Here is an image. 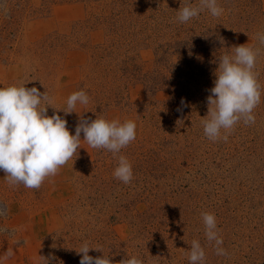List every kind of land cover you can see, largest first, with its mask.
Instances as JSON below:
<instances>
[{
	"label": "rangeland",
	"instance_id": "374dc122",
	"mask_svg": "<svg viewBox=\"0 0 264 264\" xmlns=\"http://www.w3.org/2000/svg\"><path fill=\"white\" fill-rule=\"evenodd\" d=\"M186 3L199 0H0V64L27 59L33 73L25 87L50 95L42 85L52 84L68 52L77 53L69 72L90 98L84 117L137 125L136 139L116 157L89 147L81 133L77 155L38 190L10 186L0 171V264H45L41 256L80 264L76 250L85 241L103 249L90 256L111 255L113 264L132 256L190 264L193 240L204 264H264V45L257 38L264 0H218L220 17L205 10L182 24L176 18ZM54 18L72 21L70 31L23 39ZM245 44L260 50L256 122L241 121L227 142H213L201 121L219 58ZM77 112L73 119L84 111ZM119 155L132 164L130 184L113 176ZM202 212L215 215L226 255L207 240ZM9 248L14 255L4 259Z\"/></svg>",
	"mask_w": 264,
	"mask_h": 264
},
{
	"label": "clouds",
	"instance_id": "9594fccd",
	"mask_svg": "<svg viewBox=\"0 0 264 264\" xmlns=\"http://www.w3.org/2000/svg\"><path fill=\"white\" fill-rule=\"evenodd\" d=\"M207 10L212 17L218 18L224 13L218 0H199L198 5L186 3L178 10L177 20L187 23ZM261 45H264V33L257 34ZM233 54H224L219 58L216 79L211 94L207 97L208 113L202 119L204 135L211 141L223 140L239 122L246 126L255 124V108L261 102V86L254 72L259 49L245 45L232 47ZM90 98L86 91L71 93L63 108H53L51 98L46 91L37 87H25V84H13L0 87V171L10 186L23 185L28 189L38 190L42 184L55 177L60 169L77 155L83 141L93 149H103L116 157L136 139V123L117 119L111 121L98 117L89 120L83 115L71 134L67 120L56 111L49 116L48 107L62 111L66 117L76 111L77 105H88ZM183 103V101H182ZM223 130V135H222ZM114 178L130 184L133 180V169L130 161L118 156V166L113 172ZM205 236L209 242H215L216 255H226L221 247L223 238L219 235L216 217L213 213L202 212ZM76 250V249H75ZM90 250L103 253L100 246H90L85 241L78 250L80 264H113L111 255L93 257ZM14 255L12 248L4 253V259ZM48 264V260L41 256ZM190 264H204L206 254L200 242H191L188 255ZM119 264H144L137 256L124 258Z\"/></svg>",
	"mask_w": 264,
	"mask_h": 264
},
{
	"label": "crops",
	"instance_id": "0c3cea01",
	"mask_svg": "<svg viewBox=\"0 0 264 264\" xmlns=\"http://www.w3.org/2000/svg\"><path fill=\"white\" fill-rule=\"evenodd\" d=\"M73 15H77L74 14ZM70 16V15H68ZM75 18L74 16L72 19ZM71 19V18H69ZM67 27L65 25V22L61 21L58 18L54 19H47L41 23H37L34 25V30L31 29L30 31L28 30L24 34L23 39H28V41H31L33 43L35 42H40L43 38H46L48 34L54 33V32H60V33H68L70 24V20L66 22ZM33 25V24H32ZM37 25V26H36ZM39 25H42V28L39 27ZM77 56V53H71L68 52L67 57H66V62L62 64L61 70H57L56 73L53 72V75L51 76V82L52 84H43L42 87L47 86L51 92H49V96L51 98V106L53 108L59 109L63 108L66 106V100L67 97L76 91V86L75 82L77 81L78 77H75V71L74 72H69V70L73 69L71 66L73 64H76V60H72ZM33 71L31 70V63H28L27 59H17L16 61L7 63V64H0V87H7L9 85H19L22 84L25 80L29 79L31 77V74ZM41 89V88H40ZM48 107V111L50 113V116L54 113V110L52 107ZM85 108L86 106L84 105H77L76 109L77 110H83V116H85ZM76 110V111H77ZM57 111V114L61 115L67 120V127L69 130H71V125L72 123H76L79 121V119H73L74 115L73 112L72 114L67 115L66 117L64 116V113L62 111ZM81 114V113H80ZM46 231V228L44 232ZM38 241V239H36Z\"/></svg>",
	"mask_w": 264,
	"mask_h": 264
}]
</instances>
